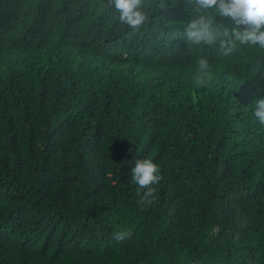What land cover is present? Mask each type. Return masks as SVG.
Instances as JSON below:
<instances>
[{"label":"trees","instance_id":"obj_1","mask_svg":"<svg viewBox=\"0 0 264 264\" xmlns=\"http://www.w3.org/2000/svg\"><path fill=\"white\" fill-rule=\"evenodd\" d=\"M168 4L133 33L108 0H0V264H264V51L190 45Z\"/></svg>","mask_w":264,"mask_h":264},{"label":"clouds","instance_id":"obj_2","mask_svg":"<svg viewBox=\"0 0 264 264\" xmlns=\"http://www.w3.org/2000/svg\"><path fill=\"white\" fill-rule=\"evenodd\" d=\"M118 13V21L133 33L143 29L152 13L170 7L168 0H108ZM186 7L194 9L195 15L184 25V35L190 45H204L218 50V54L228 57L239 46H250L264 51V0H184ZM175 0H173V5ZM217 15L228 18L232 26L225 27L217 22ZM213 81L210 61L207 57L196 60L197 87H207ZM253 115L264 125V98L255 101ZM131 151V149H129ZM163 179L161 165L150 157L138 159L131 169V181L144 189L141 203L145 206L155 201V188ZM246 216L237 210L235 236L246 227ZM130 233L118 232L115 236L123 240Z\"/></svg>","mask_w":264,"mask_h":264}]
</instances>
